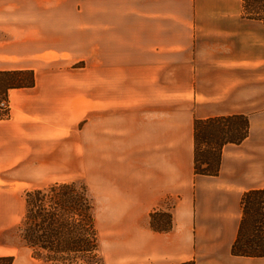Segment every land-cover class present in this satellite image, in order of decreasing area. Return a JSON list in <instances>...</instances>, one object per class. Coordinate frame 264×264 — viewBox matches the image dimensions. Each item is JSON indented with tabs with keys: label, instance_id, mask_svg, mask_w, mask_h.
Instances as JSON below:
<instances>
[{
	"label": "crops",
	"instance_id": "0c3cea01",
	"mask_svg": "<svg viewBox=\"0 0 264 264\" xmlns=\"http://www.w3.org/2000/svg\"><path fill=\"white\" fill-rule=\"evenodd\" d=\"M84 14L83 29L61 28L60 0H0V72L35 77L8 91L0 119V202L10 203L0 217L24 212L25 192L82 181L100 264H264L232 252L242 195L264 188V25L242 0H99ZM93 25L99 43L85 46L80 71L99 82L61 98L67 69L47 56L72 36L91 39ZM233 115L248 119V136L223 147L216 177L195 175L194 121ZM4 257L46 264L0 243Z\"/></svg>",
	"mask_w": 264,
	"mask_h": 264
},
{
	"label": "trees",
	"instance_id": "16d2710c",
	"mask_svg": "<svg viewBox=\"0 0 264 264\" xmlns=\"http://www.w3.org/2000/svg\"><path fill=\"white\" fill-rule=\"evenodd\" d=\"M242 10L244 16L264 25V0H242ZM34 82L33 71L0 72V98H7L10 89L31 88ZM4 116L0 113V119ZM248 133L249 121L242 115L195 120L194 174L216 177L223 147L240 144ZM241 207L232 252L241 257L264 258V188L245 192ZM95 212L94 199L82 181L55 183L25 192L23 216L14 228L34 259L87 264L91 256L97 259L99 251ZM155 217L151 215V224L158 229ZM12 262L13 257L0 258V264ZM89 264H100V259Z\"/></svg>",
	"mask_w": 264,
	"mask_h": 264
},
{
	"label": "rangeland",
	"instance_id": "374dc122",
	"mask_svg": "<svg viewBox=\"0 0 264 264\" xmlns=\"http://www.w3.org/2000/svg\"><path fill=\"white\" fill-rule=\"evenodd\" d=\"M85 7H91L92 12L98 13L99 10V0H60V19H61V28L64 27L63 23H67L70 25L72 22H75L77 24L76 28L83 29V25H79V23H82L84 18V12ZM68 22H71L70 24ZM92 35L91 39L88 38V36L83 35H75L74 39L73 36L70 39V41L66 42L65 48L68 50H58L57 52L50 53L47 58H57L61 60V62L58 64L62 68H66L67 70L62 69L60 76L58 78V82L61 84L60 87L55 89L56 95H59L61 98H67L75 96L77 99H80L83 96V81L84 80H92L93 86L98 84L99 82V73L95 70H91L88 72L80 71L86 66V57L85 54H87L88 50L85 48L86 45L95 44L98 45V26L93 25L92 26ZM96 47H93V50L91 51L92 54H94ZM92 59V58H91ZM96 59V58H95ZM99 58H97L98 61ZM54 64H52L53 67ZM98 65V62H97ZM59 67V68H60ZM69 70H76L77 72L72 75V79L68 77V71ZM80 71V72H78ZM85 72V73H84ZM71 76V75H70ZM67 79H70L75 82L81 81L82 84L76 85L75 89L67 88L64 85V81ZM72 94V95H71ZM24 198V196H23ZM5 204L10 206L9 202H0V205H3L5 208ZM166 209H171L173 207L174 202L168 201L165 202ZM1 212V210H0ZM18 215L14 216L12 218L7 217H0V243H7L13 246H25L24 241L20 238L19 232L14 228L20 221L23 216V210L17 211ZM161 216V215H160ZM163 216V215H162ZM165 220V223L167 222V218H163ZM156 220V217H155ZM155 227H161L156 224ZM26 247V246H25ZM28 248V247H27ZM31 251V250H30ZM97 259H95V256H91V259L89 260V263L96 262L99 259V254L97 255ZM41 261V260H40ZM46 264H55L53 262H48L46 260L42 261ZM63 263V262H62ZM67 263V262H64ZM68 264V263H67ZM77 264H83L82 262H78Z\"/></svg>",
	"mask_w": 264,
	"mask_h": 264
},
{
	"label": "built area",
	"instance_id": "2783aa9c",
	"mask_svg": "<svg viewBox=\"0 0 264 264\" xmlns=\"http://www.w3.org/2000/svg\"><path fill=\"white\" fill-rule=\"evenodd\" d=\"M9 112V102L7 98H0V113L7 115Z\"/></svg>",
	"mask_w": 264,
	"mask_h": 264
}]
</instances>
